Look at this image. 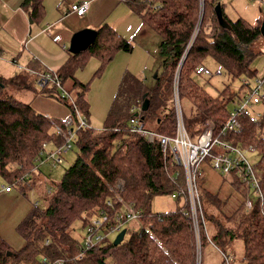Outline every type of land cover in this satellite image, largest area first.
<instances>
[{
  "label": "trees",
  "instance_id": "16d2710c",
  "mask_svg": "<svg viewBox=\"0 0 264 264\" xmlns=\"http://www.w3.org/2000/svg\"><path fill=\"white\" fill-rule=\"evenodd\" d=\"M217 1L202 0L201 4V0H124L147 26L159 34L162 71L160 75L156 74L150 86L127 77L132 75L124 71L99 129L91 127L88 121L89 104L85 93L89 82L77 80L75 71L88 56L94 55L101 62L99 72L117 50L131 51V41L104 21L96 28L94 40L84 50L69 52L55 70L41 68L31 57L27 65L31 71L51 70L57 74L62 87L66 79L72 80L77 89L71 98L86 117L88 126L74 128L71 142L78 145V151L64 167L51 194L45 198V205L39 207L33 202L17 222L16 230L23 238L21 247L10 248L0 235V264H17L18 261L33 264L38 255L44 254L63 257L65 264L196 263L189 218L178 207L164 211L150 207L154 195L169 193L175 185L165 169L159 144L130 132L128 117L130 106L147 98L148 105L140 112L143 119L154 122L157 132L172 134L175 118L171 98L173 79L177 74L179 99L188 98L194 107L192 115L183 112L190 135H196L209 123L215 130L221 126L228 114L229 100L235 99L231 94L222 95L226 86L217 95L206 92L194 78L199 75L195 72L196 66L206 65L205 58L210 56L231 79L255 75L256 69L250 63L258 52L251 45L261 33L259 20L252 23L240 16L230 19L219 1L223 18L230 25L229 28L220 26L213 10ZM21 5L29 10L31 20H38L44 14L42 0H22ZM13 78L10 81L15 83ZM8 86L11 88L10 83L0 76V177L7 182L6 185H14L23 192V181L28 177L25 172L37 168V161L43 162L40 156L46 144L52 142L56 146L65 140L62 134L53 130V125L64 129L63 118L48 116L31 103L17 99L10 94ZM40 92L62 102L73 113L68 96L55 85L41 87ZM261 105L262 115L258 121L243 120L242 128L228 131L225 138L242 148L250 146L257 153L258 159L253 166L263 197L254 201L248 212L241 206L242 198L235 200L233 210L226 214L233 226L215 222L217 227L210 235L222 249L234 237L242 240L243 252L238 264H264V98ZM117 196L141 209L140 224L119 243L105 240L87 249L82 258H76L78 239L71 234L70 226L85 214L108 209L106 199ZM200 196L215 206L229 200L228 196H220L206 188L201 189ZM203 212L205 217H213ZM200 235L202 247L208 241L201 228ZM199 264H202L201 257Z\"/></svg>",
  "mask_w": 264,
  "mask_h": 264
},
{
  "label": "rangeland",
  "instance_id": "374dc122",
  "mask_svg": "<svg viewBox=\"0 0 264 264\" xmlns=\"http://www.w3.org/2000/svg\"><path fill=\"white\" fill-rule=\"evenodd\" d=\"M219 1L223 5L224 13L230 19H235L240 16L252 23L257 22L258 20L260 22L264 20V0ZM126 31V37L128 40L130 39L133 45L131 51L126 52L117 50L112 59L106 62L99 72H97V70L101 64L100 60L94 55H90L85 63L75 71V77L77 80L84 83L89 82L85 98L89 104V125L93 128L99 129L102 127L124 71L132 75L127 77L136 79L145 86L152 85L153 73L155 71H157L159 75L162 71L161 60L158 53V42L160 40L159 34L149 26L146 27L145 33H136L135 30H133V26L130 28L127 26ZM44 42H46V38L38 39L35 43V48L38 52L43 54L51 53V49H53L51 43ZM67 45H69V43ZM251 46L258 52L256 57L250 63V66L256 69L255 75L251 77L241 75L231 79L223 67L219 66L210 56H207L205 58L206 65L211 70L220 68L222 72L220 74L212 75H196L194 77L195 80L211 95L221 93L225 86L227 88L224 89L225 92L222 93L223 96L231 94L233 98L236 99L239 96L244 95L247 92V86L242 85L241 79L247 78L250 84L254 85L255 77L264 75V37L261 36L258 38ZM64 49L67 48L64 47ZM26 52V50L19 51V48H15L13 52L14 57H18L20 54L18 57V63L15 64L12 60L13 55L11 56L7 52L2 51L0 54V75H2L1 77L5 81L10 83L11 88L9 86L7 88L11 95L17 99L31 103L32 105V101L35 103L38 100L35 99L34 96L40 92L41 87L36 82V75L34 72L25 65L29 58V56L26 55ZM12 77L16 80L15 83L10 81ZM63 88L64 90H69L68 93L70 96H73L77 89V87L72 85L71 79L65 80ZM180 103L184 114L192 115L194 113L193 104L188 98H181ZM233 103L232 100H229L227 107L231 108ZM41 104H54V108L56 109H59L60 107L63 108L62 106H64L58 101L56 104L44 98H41ZM256 108L259 110L262 109L261 103L257 104ZM67 110L68 112L65 116L71 115L68 108ZM144 121L145 127L154 128V122H150L147 119ZM72 126L75 127L76 124L74 123ZM56 129V126L53 125V130L56 131ZM53 148L54 144L48 142L44 150L48 151ZM77 151L78 145L73 141L71 142V148L63 153L64 158L62 157V160L54 166H52L51 160L43 162L37 161L36 164L38 165V168L35 170L40 173V176L33 174L29 178L27 177L26 180L23 181L24 186L21 188L24 190L23 192L19 191L14 185H11V191L4 190L3 186L7 184V182L0 177V234L10 248L18 249L23 244V238L16 230L17 222L27 213L34 201H37L39 207L45 205V198L51 194L54 189V184L60 179L64 167L71 162L72 157ZM245 155L251 163L256 162L258 159V155L253 149L247 150ZM199 169L201 172L198 180L199 190L201 191V189L206 188L213 192L216 191L220 196H228L229 199L228 203H223L221 206H215L201 197L203 210L207 215L213 216L205 217V226L208 233L211 235L217 227L215 222H219L226 227L233 226V222L226 217V214L233 210L235 200L240 199L242 194L235 182H228L218 171L211 167L208 163L207 156L200 162ZM28 172H25V174L30 173ZM48 188H50V192H47ZM180 202L181 199L177 201L170 196V193L156 194L151 199L150 207L155 211H164L178 207ZM122 208H124V206H122ZM139 224V218H131L127 220L123 225V227L126 228L124 237H126L133 228L138 227ZM70 232L76 239H82V236L84 235L82 219L78 218L72 223L70 226ZM116 233L117 232H111L108 238L112 240ZM223 250L231 255L229 264H238L243 252L242 240L239 237L232 238L226 245H224ZM40 257L41 255H38L33 263H36ZM201 263L222 264L220 250L209 242L204 243L201 248ZM17 264L26 263L18 261Z\"/></svg>",
  "mask_w": 264,
  "mask_h": 264
},
{
  "label": "built area",
  "instance_id": "2783aa9c",
  "mask_svg": "<svg viewBox=\"0 0 264 264\" xmlns=\"http://www.w3.org/2000/svg\"><path fill=\"white\" fill-rule=\"evenodd\" d=\"M89 3V0L72 2L70 11L77 15H83L87 11ZM50 36L53 41L60 42L59 34L50 33ZM195 72L199 75H212L220 74L222 71L220 68L211 70L207 65L201 64L196 66ZM34 73H36V82L40 87L55 85L68 96L73 107V113L65 116L62 120L64 129L56 126L55 132L62 134L65 140L54 146L53 149L44 150L42 157L40 156V160H51L52 166H54L62 160L63 153L71 148L74 128L88 126V123L84 114L77 109L69 93L61 86L56 73L51 72V70L35 71ZM177 81L178 76L176 74L173 79L171 98L175 118L172 134H161L154 128L145 127V121L140 113L142 110L141 100H137L129 108L128 128L130 132L138 133L149 141H155L159 144L165 169L175 185V188L169 192L170 196L177 201L181 199L178 208L190 220L195 242V264L200 263L201 257L200 228L204 231L207 241L220 250L223 264H229L231 255L224 252L211 239L205 226V216L198 186L201 175L199 164L207 156L208 163L214 170L218 171L228 182H235L242 194L241 203L245 212L252 209L254 201L262 199L263 192L259 178L253 163L245 155V152L251 147L242 148L226 139L225 134L230 130L241 129L243 120L258 121L260 119L261 110L257 109L256 105L261 103L264 98V76H256L254 85L250 84L247 78L241 79L242 83L247 86V92L233 101V106L229 108L221 126L215 130L214 126L209 123L194 136L190 135L184 124L182 107L177 92ZM74 123L76 124L75 127L72 126ZM13 166L16 167L17 164L14 163ZM10 187V184L3 186L6 191L10 190ZM47 192H50V188L47 189ZM34 202L37 203V201ZM105 202L108 209L101 208L96 213L85 214L82 217L84 235L76 243L74 254L78 259L82 258L90 247L105 240H111L108 238L109 234L118 232L127 220L141 216L140 208H135L131 202L121 200L118 196L117 198L109 197ZM116 203L117 207L115 206ZM33 264H65V260L63 257H52L44 254Z\"/></svg>",
  "mask_w": 264,
  "mask_h": 264
},
{
  "label": "crops",
  "instance_id": "0c3cea01",
  "mask_svg": "<svg viewBox=\"0 0 264 264\" xmlns=\"http://www.w3.org/2000/svg\"><path fill=\"white\" fill-rule=\"evenodd\" d=\"M21 1L0 0V46L2 51L7 52L11 56L15 48H19V51L26 50V55L29 56L27 64L25 63L26 66L32 57L37 60L41 68L57 69L69 54L67 44L72 33L84 27L96 29L102 22L106 21L125 38H127V26L129 28L133 26V30L136 33H145L146 27H148L127 6L124 0H89V7L83 15H77L70 11V4L79 0H42L44 4L43 16L38 20H32L30 22L29 10L22 7ZM50 33L59 34L60 42L53 41ZM42 38H46V42L44 43H51L53 47L51 53L43 54L35 48L36 41ZM64 47L67 49H64ZM18 57L12 56L15 64L18 63ZM34 74L36 75V73ZM34 97L38 100L35 103L32 101V106L48 116L63 118L68 112L62 102L46 96L41 92L37 93ZM41 98L56 104L58 101L64 105L62 106L64 109L61 107L56 109L54 108V104L42 105ZM37 168L32 169L33 171L28 174V178L33 174L40 176V173L35 170ZM8 191H11V189Z\"/></svg>",
  "mask_w": 264,
  "mask_h": 264
},
{
  "label": "water",
  "instance_id": "95a60500",
  "mask_svg": "<svg viewBox=\"0 0 264 264\" xmlns=\"http://www.w3.org/2000/svg\"><path fill=\"white\" fill-rule=\"evenodd\" d=\"M201 4H202V0H201ZM213 10L215 12L217 21L220 24V26L229 28L230 26L229 23L223 18L221 4L219 1H217L214 4ZM30 21L32 20L29 17V22ZM259 29H260L261 36L264 37V20L260 22ZM95 35H96V29L90 28V27H84V28L74 31L69 40V45H68L69 52L76 53L81 50H84L94 40ZM156 74H157V71L153 73V78L156 76ZM147 105H148L147 98H143L142 110L146 109ZM125 232H126V228L125 227L121 228L115 234L114 238L112 239V243L113 244L119 243L123 239ZM7 253H10V252L8 251Z\"/></svg>",
  "mask_w": 264,
  "mask_h": 264
}]
</instances>
